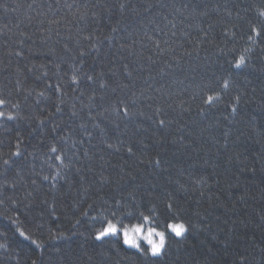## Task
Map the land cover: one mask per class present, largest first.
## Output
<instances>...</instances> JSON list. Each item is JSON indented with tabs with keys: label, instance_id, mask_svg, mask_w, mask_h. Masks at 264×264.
Wrapping results in <instances>:
<instances>
[{
	"label": "trees",
	"instance_id": "16d2710c",
	"mask_svg": "<svg viewBox=\"0 0 264 264\" xmlns=\"http://www.w3.org/2000/svg\"><path fill=\"white\" fill-rule=\"evenodd\" d=\"M261 11L264 0H0V111L16 117L0 118V264H149L117 237L96 241L92 217L115 210L130 227L153 207L152 227H189L156 264H264ZM52 147L70 164L55 184Z\"/></svg>",
	"mask_w": 264,
	"mask_h": 264
},
{
	"label": "snow or ice",
	"instance_id": "6c2138e0",
	"mask_svg": "<svg viewBox=\"0 0 264 264\" xmlns=\"http://www.w3.org/2000/svg\"><path fill=\"white\" fill-rule=\"evenodd\" d=\"M123 8L124 5H121ZM261 16H264V11H261L259 13ZM115 31V29H113ZM261 35V30L252 27L251 28V35H249L248 39L250 42L255 43L256 38ZM88 39H91V37H88ZM81 55H84V53H81ZM247 60L244 55H241L238 59V61L235 64L236 68H240L242 66H246ZM87 79L89 81L94 82V78L92 76H88ZM72 83L75 85H79L80 80L76 75H73L72 77ZM101 88L107 87V84L102 82L100 84ZM229 87V82L224 81L223 82V88L227 89ZM41 96H44V93H40ZM95 97H91V99H94ZM221 97L219 95H208L206 97V103L209 105L213 104L214 101H219ZM7 101L3 98H0V105H5ZM240 103V97H235V104L238 105ZM13 107H18L16 105H13ZM59 110V109H57ZM236 107H232V112H236ZM115 113L117 115L122 116H129L130 115V109L127 105H125L123 102H121L120 106L115 108ZM6 117L8 120H13L16 117L13 116L11 113H5L4 111H0V118ZM159 123L163 125L165 123L164 120H160ZM95 127H99V124L94 125ZM109 148L114 147L112 144L107 145ZM51 152L56 153L55 159L60 161V165L62 167H56L55 168V174L52 176H45V180H51L53 184H55L58 179L61 177V173L63 168L70 167V164L65 163V156L63 153H61L56 147H52ZM129 154H133V150L131 147L127 149ZM15 156H19L20 152L17 150L15 153H13ZM4 165H8L10 163L9 160L3 161ZM157 166L159 165L160 161H155ZM12 187H15V185H12ZM131 195V194H130ZM2 203V201H0ZM116 204L117 209L120 210V212L123 213V215L132 216L133 212L128 211L124 212V204L122 200L114 201ZM92 205H89V208H91ZM165 208L168 212L173 213V216L170 218L172 220L175 219V213H174V204L171 202H168L165 204ZM155 212V207L149 210V214L145 215L144 212H139L138 219L142 220L143 223H137L136 225L132 227H127L123 225L122 223V216L118 215V212L115 210H110L108 215H105L103 211L99 213L97 216L92 217L94 220H99L101 226L98 229H95L94 231V239L96 241L100 242H107L108 238L111 237H117L122 240V243L126 245L129 248L136 249L141 255H143L148 261L149 264H156V262L165 256H167L169 248H170V240H169V234H171L172 238H185L186 234L189 232V227L186 225L185 222H165V229L164 230H158L157 227L148 226L145 228V223L152 224L156 223L155 217L152 215V213ZM84 216H88L89 213L87 211L83 212ZM77 224L80 223L79 220L76 221ZM20 235L24 236L26 239H31V236H27L24 231H20ZM33 243H37L35 240H33ZM147 245V248L143 246V244ZM0 247H7L6 245H0ZM37 247H41L40 244H37ZM32 264H36L35 261L32 262Z\"/></svg>",
	"mask_w": 264,
	"mask_h": 264
},
{
	"label": "rangeland",
	"instance_id": "374dc122",
	"mask_svg": "<svg viewBox=\"0 0 264 264\" xmlns=\"http://www.w3.org/2000/svg\"><path fill=\"white\" fill-rule=\"evenodd\" d=\"M1 106V105H0ZM148 223H145V228H147L148 227ZM134 226V225H133ZM149 226H151V225H149ZM130 227H132V226H130ZM145 245H146V243H145Z\"/></svg>",
	"mask_w": 264,
	"mask_h": 264
}]
</instances>
